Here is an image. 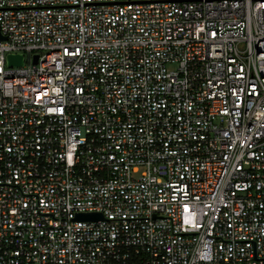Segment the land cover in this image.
Instances as JSON below:
<instances>
[{
	"label": "built area",
	"instance_id": "2783aa9c",
	"mask_svg": "<svg viewBox=\"0 0 264 264\" xmlns=\"http://www.w3.org/2000/svg\"><path fill=\"white\" fill-rule=\"evenodd\" d=\"M0 32V264H264V0H0Z\"/></svg>",
	"mask_w": 264,
	"mask_h": 264
},
{
	"label": "water",
	"instance_id": "95a60500",
	"mask_svg": "<svg viewBox=\"0 0 264 264\" xmlns=\"http://www.w3.org/2000/svg\"><path fill=\"white\" fill-rule=\"evenodd\" d=\"M5 39V36L0 32V40ZM36 55L34 57V62L36 61ZM6 63L7 65H21L23 63V54L22 53H8L6 55ZM78 218H98L101 217L100 213L97 212H84L77 214Z\"/></svg>",
	"mask_w": 264,
	"mask_h": 264
}]
</instances>
